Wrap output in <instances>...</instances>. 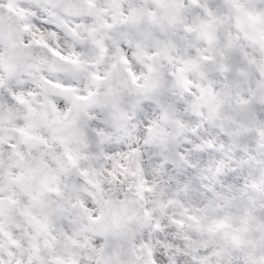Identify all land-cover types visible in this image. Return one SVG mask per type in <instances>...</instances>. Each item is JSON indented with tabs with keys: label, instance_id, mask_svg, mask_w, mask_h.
Listing matches in <instances>:
<instances>
[{
	"label": "snow or ice",
	"instance_id": "1",
	"mask_svg": "<svg viewBox=\"0 0 264 264\" xmlns=\"http://www.w3.org/2000/svg\"><path fill=\"white\" fill-rule=\"evenodd\" d=\"M0 264H264V0H0Z\"/></svg>",
	"mask_w": 264,
	"mask_h": 264
}]
</instances>
